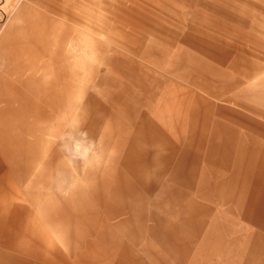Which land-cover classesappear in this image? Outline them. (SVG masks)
<instances>
[{"label":"rangeland","instance_id":"374dc122","mask_svg":"<svg viewBox=\"0 0 264 264\" xmlns=\"http://www.w3.org/2000/svg\"><path fill=\"white\" fill-rule=\"evenodd\" d=\"M0 6V264H264V0Z\"/></svg>","mask_w":264,"mask_h":264},{"label":"crops","instance_id":"0c3cea01","mask_svg":"<svg viewBox=\"0 0 264 264\" xmlns=\"http://www.w3.org/2000/svg\"><path fill=\"white\" fill-rule=\"evenodd\" d=\"M23 7V6H22ZM21 7V8H22ZM19 10H24V9H19ZM21 12V11H20ZM75 58V57H74ZM76 60H79L76 59ZM75 60V61H76ZM53 86V85H52ZM60 87V86H59ZM54 92H60V90H55L54 88ZM9 95L7 94L6 96H3L5 98V101H7L9 99L8 97ZM53 96V93H52ZM27 114V113H26ZM83 116V110H80L78 113V117L79 116ZM25 116V115H24ZM25 128V136L23 139V135L22 133H18L20 131H24ZM74 128V127H73ZM33 134H35V132L32 130V128H29L27 126V124H25L24 127L17 129V135H14V137L9 136L7 138V146H5V148L3 147V149L7 150V157L10 156L11 158L15 157L16 159L19 158L20 156H23V152L25 153V156L27 154L26 148L28 147V149H31L32 145H33ZM28 136V138H27ZM28 139V140H27ZM24 147V149H22ZM2 148V147H1ZM47 239V238H46ZM48 241V240H47Z\"/></svg>","mask_w":264,"mask_h":264},{"label":"built area","instance_id":"2783aa9c","mask_svg":"<svg viewBox=\"0 0 264 264\" xmlns=\"http://www.w3.org/2000/svg\"><path fill=\"white\" fill-rule=\"evenodd\" d=\"M2 1L3 0H0V5L2 4ZM2 6H0V13L2 14V9H1Z\"/></svg>","mask_w":264,"mask_h":264}]
</instances>
